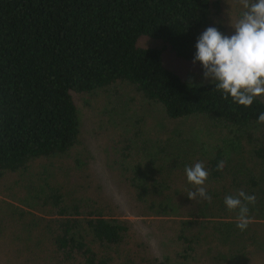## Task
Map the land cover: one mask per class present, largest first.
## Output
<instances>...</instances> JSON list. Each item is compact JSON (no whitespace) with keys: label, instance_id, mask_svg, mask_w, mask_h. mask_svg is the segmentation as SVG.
Segmentation results:
<instances>
[{"label":"trees","instance_id":"obj_1","mask_svg":"<svg viewBox=\"0 0 264 264\" xmlns=\"http://www.w3.org/2000/svg\"><path fill=\"white\" fill-rule=\"evenodd\" d=\"M222 12L219 0H0V178L68 156L80 143L74 96L100 90L132 86L141 97L138 104L161 107L159 120L206 123L221 138L216 144L186 142L184 149L159 147L168 160L149 170L125 168L140 215L156 219L163 232L154 234L160 248H178L177 259L184 262L148 255L146 242H133L134 222L48 181L34 200L52 219L20 215L24 227L36 233L19 260L34 264L38 255L41 264L264 261V125L257 124L264 96L248 108L238 106L211 82L191 85L164 64V52L193 63L198 37L208 27L229 35ZM144 37L163 47H140ZM195 65L203 74L202 65ZM220 161L224 167L217 171ZM196 162L209 173L204 186L211 202L187 197L185 167ZM45 173L57 175L47 168L37 176ZM240 190L256 197L243 232L236 227L237 212L224 204Z\"/></svg>","mask_w":264,"mask_h":264},{"label":"rangeland","instance_id":"obj_2","mask_svg":"<svg viewBox=\"0 0 264 264\" xmlns=\"http://www.w3.org/2000/svg\"><path fill=\"white\" fill-rule=\"evenodd\" d=\"M219 1L223 7L220 19L231 35L234 29L230 27V21L234 22L238 18L242 8L237 0ZM138 45L145 48L163 47L161 42L147 37L142 38ZM163 56L165 66L180 75L185 82L191 85L211 82L204 80L195 64L179 60L170 52H164ZM74 98L81 123L79 145L66 157L54 161L40 160L27 172L6 173L0 178V264H24L19 259L22 253L26 256L28 250L23 247L36 231L24 227L20 220L23 212L28 214L26 218L33 213L37 217L52 219L51 211L40 209L34 200L40 192L39 185L44 184V181L54 188L62 185L67 194L80 200L108 205L116 217L135 223L133 242H146L150 247L148 255L156 257L160 253L182 263L183 260L177 259L178 248H160L154 234L163 235V232L156 219L140 215L136 196L127 178L130 173L125 168L140 165L149 170L161 160H168L160 157L159 147L184 149L186 142L194 145L203 142L216 144L220 143L221 138L211 134L206 123L159 120L164 116L161 107L145 102L138 104L137 100H141V97L132 86H123L119 92L115 89L100 90L92 94L75 95ZM141 118L146 120L138 121ZM127 146L130 148L128 159ZM151 151L153 154H148ZM47 168L57 175L45 173L44 176H37L40 169ZM155 175L160 176L157 173ZM185 175L178 174L179 177ZM42 177L46 180H41ZM31 184L34 186L29 189ZM30 222L31 218L28 224ZM33 260L34 264H41L38 255ZM187 264L195 263L189 261ZM251 264H264V261L256 257Z\"/></svg>","mask_w":264,"mask_h":264},{"label":"clouds","instance_id":"obj_3","mask_svg":"<svg viewBox=\"0 0 264 264\" xmlns=\"http://www.w3.org/2000/svg\"><path fill=\"white\" fill-rule=\"evenodd\" d=\"M237 3L242 11L234 22L230 21L234 33L225 35L216 27H208L198 37L193 64L202 65L204 80H210L223 99L230 97L232 103L248 108L264 96V0ZM257 124L264 125V112L259 114ZM223 167L224 161H220L216 170ZM185 174L191 186L188 199L211 202L204 186L209 173L203 162L185 167ZM255 203V195L243 190L224 199L227 210L237 212L236 227L241 232L251 223L249 205Z\"/></svg>","mask_w":264,"mask_h":264}]
</instances>
